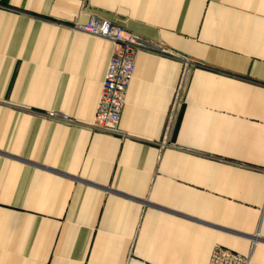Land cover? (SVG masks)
<instances>
[{"label": "crops", "instance_id": "0c3cea01", "mask_svg": "<svg viewBox=\"0 0 264 264\" xmlns=\"http://www.w3.org/2000/svg\"><path fill=\"white\" fill-rule=\"evenodd\" d=\"M0 2V264H264V0ZM91 12L166 48L138 53L120 132L91 125Z\"/></svg>", "mask_w": 264, "mask_h": 264}, {"label": "built area", "instance_id": "2783aa9c", "mask_svg": "<svg viewBox=\"0 0 264 264\" xmlns=\"http://www.w3.org/2000/svg\"><path fill=\"white\" fill-rule=\"evenodd\" d=\"M3 4L0 2V7ZM73 29L93 36H100L113 44L111 58L108 62L102 89L94 118L91 125L95 128H105L113 132H120L119 123L122 110L127 101L129 88L135 75L137 55L142 50H162L166 48L140 34L133 32L125 24L111 20L96 12H91L85 23L76 22ZM185 71L195 62L183 56ZM184 78L177 88L167 114L165 131L168 133L175 125L183 104ZM51 117L57 118L59 112L51 110ZM65 120L73 122V118L62 116ZM209 264H250L249 256H244L222 245H215Z\"/></svg>", "mask_w": 264, "mask_h": 264}]
</instances>
